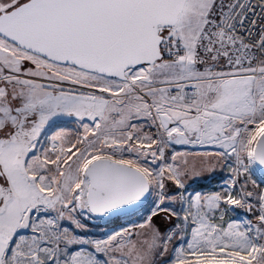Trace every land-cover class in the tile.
Returning <instances> with one entry per match:
<instances>
[{"label": "snow or ice", "instance_id": "6c2138e0", "mask_svg": "<svg viewBox=\"0 0 264 264\" xmlns=\"http://www.w3.org/2000/svg\"><path fill=\"white\" fill-rule=\"evenodd\" d=\"M0 264H264V0H0Z\"/></svg>", "mask_w": 264, "mask_h": 264}, {"label": "built area", "instance_id": "2783aa9c", "mask_svg": "<svg viewBox=\"0 0 264 264\" xmlns=\"http://www.w3.org/2000/svg\"><path fill=\"white\" fill-rule=\"evenodd\" d=\"M217 183L218 182L216 180H211V181L205 180V181L201 182V184L195 185L194 187H196L197 190H201V189L202 190H210Z\"/></svg>", "mask_w": 264, "mask_h": 264}, {"label": "rangeland", "instance_id": "374dc122", "mask_svg": "<svg viewBox=\"0 0 264 264\" xmlns=\"http://www.w3.org/2000/svg\"><path fill=\"white\" fill-rule=\"evenodd\" d=\"M217 181V180H216ZM218 182V181H217Z\"/></svg>", "mask_w": 264, "mask_h": 264}]
</instances>
